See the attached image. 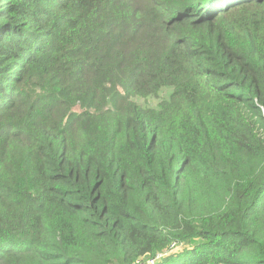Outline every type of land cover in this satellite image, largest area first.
Segmentation results:
<instances>
[{
  "label": "trees",
  "instance_id": "obj_1",
  "mask_svg": "<svg viewBox=\"0 0 264 264\" xmlns=\"http://www.w3.org/2000/svg\"><path fill=\"white\" fill-rule=\"evenodd\" d=\"M151 258L264 264V0H0V264Z\"/></svg>",
  "mask_w": 264,
  "mask_h": 264
},
{
  "label": "built area",
  "instance_id": "obj_2",
  "mask_svg": "<svg viewBox=\"0 0 264 264\" xmlns=\"http://www.w3.org/2000/svg\"><path fill=\"white\" fill-rule=\"evenodd\" d=\"M161 254H158L157 257H160ZM155 262V259L154 258H151V259H147L146 261L145 260H140L137 262V264H154Z\"/></svg>",
  "mask_w": 264,
  "mask_h": 264
}]
</instances>
